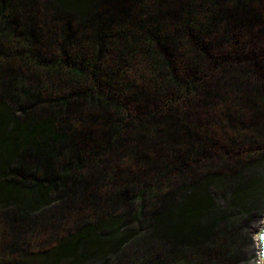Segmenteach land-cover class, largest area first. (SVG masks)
<instances>
[{"label": "trees", "instance_id": "1", "mask_svg": "<svg viewBox=\"0 0 264 264\" xmlns=\"http://www.w3.org/2000/svg\"><path fill=\"white\" fill-rule=\"evenodd\" d=\"M258 49L264 0H0V264L240 261Z\"/></svg>", "mask_w": 264, "mask_h": 264}, {"label": "rangeland", "instance_id": "2", "mask_svg": "<svg viewBox=\"0 0 264 264\" xmlns=\"http://www.w3.org/2000/svg\"><path fill=\"white\" fill-rule=\"evenodd\" d=\"M258 52L259 53H257V55L259 56V59H258V64H257V73L254 74V81H257L258 83L262 84L264 83V50L261 51L260 49H258ZM259 112L262 115L261 120H263L264 119V107ZM262 168L263 167L257 168L252 171L249 170L246 174H248V177H251V178L255 176L258 177L259 174L261 175L263 173ZM244 181L248 182V180H244ZM263 190H264V184H263ZM216 201L220 207L225 206L223 202L218 201V200ZM259 201L262 203L261 209L258 207L260 206ZM256 205L257 206H255L253 212L249 215V219H251L250 221L248 220V217L243 216L244 221L245 222L248 221V222L245 223L243 227V232L241 236V244L237 250V253L241 260L234 264H262L263 262L261 259V254H260L261 244L257 237V232L262 228L263 223H264V194L262 195L261 199L258 200ZM52 207H55V204ZM52 207H49V206L43 207L40 210V214H45V213L47 214L49 210H51ZM36 216H40V215H36ZM105 222L106 224L108 223L110 224L113 221L106 219ZM120 230H123V229L121 228ZM29 235L30 236L28 237V240L25 246L31 254L36 253L38 249L40 248V245H44V244L46 245L49 240V236H50V234L48 232L46 233V230L44 229H41L40 231L38 232L36 231ZM134 236L136 235L134 234L131 237V239L134 238ZM105 246L106 248H110L111 243L107 242ZM27 257H30V254L27 255ZM36 257H39V256L36 255ZM31 258L32 256L29 258V260H31ZM37 261L38 260L34 261L35 264H38ZM64 264H68V262L66 261Z\"/></svg>", "mask_w": 264, "mask_h": 264}, {"label": "water", "instance_id": "3", "mask_svg": "<svg viewBox=\"0 0 264 264\" xmlns=\"http://www.w3.org/2000/svg\"><path fill=\"white\" fill-rule=\"evenodd\" d=\"M257 237L260 241V254H261V259H262V264H264V223L262 228L257 232Z\"/></svg>", "mask_w": 264, "mask_h": 264}]
</instances>
